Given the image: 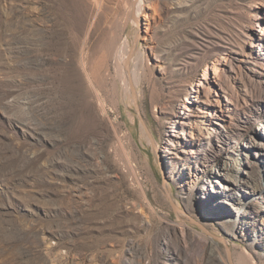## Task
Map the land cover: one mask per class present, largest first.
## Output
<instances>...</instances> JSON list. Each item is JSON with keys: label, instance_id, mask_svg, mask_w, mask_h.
I'll list each match as a JSON object with an SVG mask.
<instances>
[{"label": "rangeland", "instance_id": "374dc122", "mask_svg": "<svg viewBox=\"0 0 264 264\" xmlns=\"http://www.w3.org/2000/svg\"><path fill=\"white\" fill-rule=\"evenodd\" d=\"M95 1L0 0V264H264V0Z\"/></svg>", "mask_w": 264, "mask_h": 264}, {"label": "bare ground", "instance_id": "6f19581e", "mask_svg": "<svg viewBox=\"0 0 264 264\" xmlns=\"http://www.w3.org/2000/svg\"><path fill=\"white\" fill-rule=\"evenodd\" d=\"M95 1V0H94ZM132 1V11H130V18L132 19L133 22L137 23L138 25L141 24L142 20H146V19H149L150 17L153 16V13L152 11L147 13V10L149 8V6L147 4L144 3V0H131ZM97 2V1H95ZM152 9V8H151ZM138 35V34H136ZM137 38V36H136ZM50 41V40H49ZM85 42V41H84ZM136 43V42H135ZM54 44V43H52ZM83 44V43H82ZM137 45V44H136ZM79 47V46H78ZM128 47L129 48H126L124 47V52H123V69H124V79H125V83L123 85V88L125 87L126 90L129 92L130 96H131V100H132V103L136 109V112L137 114L139 115V110H138V107H137V96H136V92H135V86L136 85H139V80H140V77H141V72L139 71H136L135 69H130L129 66H128V61H129V58L131 57L132 59H136V60H139L140 62H143V58H144V55H143V52H136L134 51V45H129L128 44ZM137 48V47H136ZM82 49V48H81ZM121 49V48H120ZM123 50V49H122ZM81 51V50H80ZM139 51V50H138ZM84 52V51H83ZM85 55V54H84ZM133 55L134 58L132 57ZM120 56V55H119ZM80 61V60H79ZM135 61V60H134ZM137 62V61H136ZM82 68H84V64L82 61ZM134 65V64H133ZM136 66V65H135ZM141 71V70H140ZM87 75V74H86ZM88 76V75H87ZM88 78V77H87ZM200 82L196 83V85H199ZM193 89V88H192ZM185 102H190V100L188 98H186ZM184 108H188V105L187 104H184L183 106ZM184 112L182 110H180V115L178 116V118L176 119V121H178L180 124H183V117H184ZM141 117V116H140ZM141 124H142V130H143V135L147 138V140L154 144L153 143V140L146 128V126L144 125L142 119H141ZM159 148V146H158ZM164 187H165V190L169 196V190L167 188V186L164 184ZM171 199V198H170ZM177 208V207H176ZM175 208V205H174V209ZM178 209V208H177ZM176 209V210H177ZM179 210V209H178ZM185 219V218H184ZM183 220V219H182ZM179 225V230L181 232H186L185 229H186V224L185 222H179L178 223ZM196 234H194L191 238V241H192V244L195 245V246H201L202 248L205 247L207 244L210 243L209 239L202 235L201 233H198V232H195ZM226 253H227V256L229 255V250L228 248H226Z\"/></svg>", "mask_w": 264, "mask_h": 264}, {"label": "water", "instance_id": "95a60500", "mask_svg": "<svg viewBox=\"0 0 264 264\" xmlns=\"http://www.w3.org/2000/svg\"><path fill=\"white\" fill-rule=\"evenodd\" d=\"M229 250V249H228ZM228 257V260H229V263L232 264L231 260H230V253L229 255L227 256Z\"/></svg>", "mask_w": 264, "mask_h": 264}]
</instances>
